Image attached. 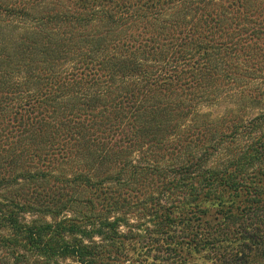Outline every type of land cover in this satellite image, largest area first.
Segmentation results:
<instances>
[{
  "label": "trees",
  "instance_id": "obj_1",
  "mask_svg": "<svg viewBox=\"0 0 264 264\" xmlns=\"http://www.w3.org/2000/svg\"><path fill=\"white\" fill-rule=\"evenodd\" d=\"M73 263L264 264V0H0V264Z\"/></svg>",
  "mask_w": 264,
  "mask_h": 264
},
{
  "label": "rangeland",
  "instance_id": "obj_2",
  "mask_svg": "<svg viewBox=\"0 0 264 264\" xmlns=\"http://www.w3.org/2000/svg\"><path fill=\"white\" fill-rule=\"evenodd\" d=\"M221 108H222V106H221V107H212V108L209 109V110H210L213 114H217V113H220ZM67 262H70V263H71L70 260H68ZM73 264H74V263H73Z\"/></svg>",
  "mask_w": 264,
  "mask_h": 264
}]
</instances>
